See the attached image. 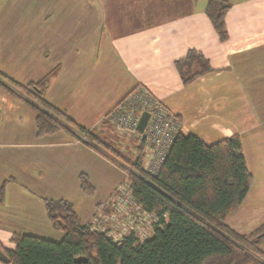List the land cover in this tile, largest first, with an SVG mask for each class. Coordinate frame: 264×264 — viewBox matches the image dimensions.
Returning a JSON list of instances; mask_svg holds the SVG:
<instances>
[{
    "label": "crops",
    "instance_id": "obj_1",
    "mask_svg": "<svg viewBox=\"0 0 264 264\" xmlns=\"http://www.w3.org/2000/svg\"><path fill=\"white\" fill-rule=\"evenodd\" d=\"M40 2L47 10L32 16V28L53 44L40 46L34 60L15 56L22 42L0 50V66L25 72L16 79L0 68L5 75L27 83L60 66L46 92L48 101L126 149L127 140L136 144L134 138L119 136L104 120L126 94L144 85L178 117L182 133L207 143L240 135L254 182L264 183V0H229L225 41L206 13L208 0ZM190 49L201 51L214 70L184 84L176 61ZM98 149L65 130L39 135L35 110L0 86V185L10 180L0 204V246L15 248V232L55 241L64 237L51 225L44 198L70 200L89 224L98 203L108 212L106 204L112 206L126 172ZM81 174L89 177L93 195L82 189ZM249 192L227 217L241 233L264 220L263 215L250 230L242 227Z\"/></svg>",
    "mask_w": 264,
    "mask_h": 264
},
{
    "label": "trees",
    "instance_id": "obj_2",
    "mask_svg": "<svg viewBox=\"0 0 264 264\" xmlns=\"http://www.w3.org/2000/svg\"><path fill=\"white\" fill-rule=\"evenodd\" d=\"M230 7L229 0H208L206 5V13L221 41L229 37L225 16ZM176 67L184 84L214 70L209 59L196 49L177 60ZM59 71L60 66H56L40 79L22 83L0 70V86L35 110L39 135L65 130L96 149L100 147V152L121 167L134 200L157 216L153 233L142 240L132 230L115 239L107 230L83 222L70 200L44 198L51 225L64 232V237L55 241L15 232L11 236L15 248L0 246L5 256L0 262L264 264V220L247 233L227 223V217L241 206L253 182L240 135L207 143L195 134L179 131L173 136L158 172L152 173L143 167V144L137 145L136 155H128L117 141L112 143L99 132L78 124L65 110L48 101L46 92ZM104 121L108 122L106 118ZM80 179L82 189L93 195L95 189L89 177L81 174ZM9 181L0 185V204L5 202ZM106 206L110 207L108 212L112 210V206Z\"/></svg>",
    "mask_w": 264,
    "mask_h": 264
},
{
    "label": "built area",
    "instance_id": "obj_3",
    "mask_svg": "<svg viewBox=\"0 0 264 264\" xmlns=\"http://www.w3.org/2000/svg\"><path fill=\"white\" fill-rule=\"evenodd\" d=\"M153 96L147 87L139 85L132 89L106 117L119 136L127 139L135 137L138 145L145 146L143 167L157 173L165 160L173 136L181 130V124L175 114ZM143 111H148L150 116L144 131L140 132L137 126ZM106 216V221L112 222L114 228L98 227L96 223L92 225L107 230L115 239H120L134 230L144 240L150 236L149 231L157 219L155 213L146 211L134 200L132 190L125 181L118 186L115 200L112 201V210L106 213ZM121 216L125 218L124 222H121Z\"/></svg>",
    "mask_w": 264,
    "mask_h": 264
},
{
    "label": "rangeland",
    "instance_id": "obj_4",
    "mask_svg": "<svg viewBox=\"0 0 264 264\" xmlns=\"http://www.w3.org/2000/svg\"><path fill=\"white\" fill-rule=\"evenodd\" d=\"M40 1L41 0H0L1 52L5 50L11 51L14 46L17 47L22 42L20 48L22 52H18L15 56L19 57L21 54L22 56L19 57V60H23V57L28 58V56L32 60H34L35 58L34 53H38L41 50L39 49L40 46L46 47L47 45L51 46L53 44V42L46 37L44 32L34 33V30L32 28L33 26L32 16L39 14V11L47 10V8L40 7V3H41ZM37 2L38 4L35 6ZM39 30L42 31L41 29ZM30 33H34V35ZM35 46L37 49L36 50L32 49ZM6 60L7 59L3 60V62L5 63ZM0 68L7 71L9 75H13V77L16 79H22V77L25 76V72L23 70H20L19 68L17 69L15 68V66L12 65H8V66L3 65L0 66ZM114 135L115 134H112L113 138L115 137ZM133 138L134 139H132V141H135L136 144L131 142V140H127L130 142V148L129 147H127V149L123 148L122 145L120 147L122 151H124L125 153L131 156L136 155V147L138 145L137 138L135 137ZM256 181L254 182L253 179L250 192L248 195V199L246 200V203L243 209L241 210V215H240L241 218H243L242 227L248 230L252 229L253 227H256V225L260 223L264 215V193H263L264 187L262 189L264 183L258 182V180ZM97 208H98V213L95 216H93L91 225L96 223L97 225H99L98 227L102 226L105 228H110L112 226L111 225L112 222L106 221L107 216L104 210L102 209L104 207L103 206L101 207V204L98 203ZM230 220L232 222V217ZM124 221L125 218L121 216V222ZM116 228H118V226H116Z\"/></svg>",
    "mask_w": 264,
    "mask_h": 264
},
{
    "label": "water",
    "instance_id": "obj_5",
    "mask_svg": "<svg viewBox=\"0 0 264 264\" xmlns=\"http://www.w3.org/2000/svg\"><path fill=\"white\" fill-rule=\"evenodd\" d=\"M149 116H150V113L148 111H143L141 116H140V119H139V122H138V130L140 132H143L145 127H146V124L149 120ZM4 254L2 253V251L0 250V258H4Z\"/></svg>",
    "mask_w": 264,
    "mask_h": 264
}]
</instances>
